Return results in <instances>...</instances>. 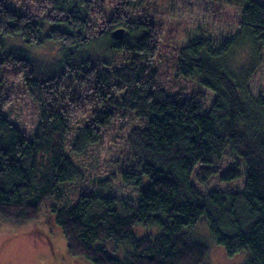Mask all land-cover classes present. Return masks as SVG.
<instances>
[{
  "label": "trees",
  "instance_id": "16d2710c",
  "mask_svg": "<svg viewBox=\"0 0 264 264\" xmlns=\"http://www.w3.org/2000/svg\"><path fill=\"white\" fill-rule=\"evenodd\" d=\"M145 2L29 0L37 8L24 11L0 0L1 223L33 221L51 203L72 257L207 264L209 247L190 230L204 219L229 255L247 251L246 264H264V99L248 88L264 49V3L244 0L239 31L218 49L204 38L178 49L175 77L215 94L204 113L201 91L184 97L157 85V27L135 15ZM47 44L58 47L56 56L38 59L33 50ZM235 54H245L237 68L227 61ZM7 66L40 108L30 137L4 114ZM129 113L140 125L126 137L120 177L137 196L118 200L106 195L110 178L101 169L107 136ZM227 151L245 166L243 188L201 192L197 186L219 176ZM242 176L234 167L220 177ZM144 228L160 233L139 235ZM108 242L124 256L101 245Z\"/></svg>",
  "mask_w": 264,
  "mask_h": 264
},
{
  "label": "rangeland",
  "instance_id": "374dc122",
  "mask_svg": "<svg viewBox=\"0 0 264 264\" xmlns=\"http://www.w3.org/2000/svg\"><path fill=\"white\" fill-rule=\"evenodd\" d=\"M11 6H21L24 11H35L37 4H28L29 0H22L15 5L16 0H3ZM264 3V0H256ZM246 3V2H245ZM244 0H146L142 8L135 11L137 18L147 19L156 25L158 31V65L160 77L157 85L169 93L181 92L188 97L201 91L205 95L203 112L208 113L215 100V94L202 88L196 82L175 77V59L178 49L191 41L209 39L212 50H216L229 41L239 31L240 10L245 5ZM24 5V7H23ZM58 47L54 44L42 48H35L33 53L38 59L51 60L56 56ZM245 58V54H242ZM243 58L237 54L229 56L227 61L231 67L237 68ZM7 77L5 98L11 101L4 106L5 116L30 137L40 119V108L28 97L20 81L17 71L7 66L4 70ZM177 84H176V83ZM186 83L187 87H184ZM249 92L254 97L264 99V49L261 51V64L252 73L248 82ZM191 97V96H190ZM140 125L132 114H126L123 119L116 121L111 133L107 136V146L101 169V178H110L106 195L117 197L118 200L135 199L137 189L125 186L120 173L126 169L124 161L129 157L126 137L129 132ZM238 168L242 177L238 180L221 181L222 175L228 168ZM245 166L243 162L231 152L227 151L221 162L219 176H214L205 186H197L201 192L210 190H241L245 183ZM221 176V177H220ZM143 187L147 185L144 180ZM51 203L46 204L39 217L33 221L19 225H8L0 220V264H92L88 260L72 257L67 251V244L61 229L54 223L51 216ZM159 230V229H158ZM191 237L200 240L209 247L207 264H246L249 257L247 251L229 255L225 248L219 245L211 235L207 221L202 219L191 228ZM139 235L145 233L154 236L160 233L157 229H139ZM157 232V233H156ZM156 233V234H155ZM114 251L115 255L123 251L115 250L111 242L101 244ZM110 246H113L111 248ZM124 254L120 257H123Z\"/></svg>",
  "mask_w": 264,
  "mask_h": 264
},
{
  "label": "water",
  "instance_id": "95a60500",
  "mask_svg": "<svg viewBox=\"0 0 264 264\" xmlns=\"http://www.w3.org/2000/svg\"><path fill=\"white\" fill-rule=\"evenodd\" d=\"M123 33H124V30L123 29L116 30V31L113 32V36L115 38H117V39H122Z\"/></svg>",
  "mask_w": 264,
  "mask_h": 264
}]
</instances>
